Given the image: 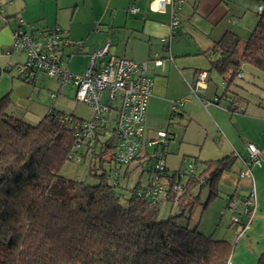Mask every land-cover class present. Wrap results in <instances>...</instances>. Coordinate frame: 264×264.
<instances>
[{"label":"trees","instance_id":"1","mask_svg":"<svg viewBox=\"0 0 264 264\" xmlns=\"http://www.w3.org/2000/svg\"><path fill=\"white\" fill-rule=\"evenodd\" d=\"M0 16L4 21L9 18L4 11ZM16 17L20 16H13L17 22ZM203 54L209 67L198 73L218 75L224 85L223 108L235 112L239 107L241 111L238 96L230 92L238 86L236 80L244 77L243 65L258 71L259 75L251 74L264 79V7L245 41L229 30ZM238 73L241 77H237ZM11 106L9 94L0 97V264H227L231 243L201 233L184 219L185 212L191 214L202 189H207L204 209L219 198L220 176L232 169L236 159L233 153L208 161L186 157L183 160L191 164L184 167L185 162L173 171L166 166V178L158 175L164 193L152 200L138 192L156 173L152 164L156 154L162 151L165 159L167 131L164 142L147 145L148 140L143 141L144 149L129 164L119 165L113 155L106 160L101 154L104 147L114 149V144L100 141L108 133L114 137L113 130H98L92 142L79 146L84 145L90 154L94 153L95 144L102 147L97 153L100 170L93 174L97 182L86 183L60 173L61 167L73 161L79 150H74L77 137L59 121L58 116L66 113L50 110L34 123L13 114ZM180 112L181 109L176 112L177 117ZM173 116L170 112L169 119ZM146 146L153 147L152 154L145 150ZM103 162L109 163L107 169ZM131 166L138 168L139 176L129 186ZM178 170L186 171V177L177 195L171 187ZM141 176L145 181H141ZM228 200L227 208L234 202L232 197ZM246 200L247 197L242 202ZM162 202L177 206V212L159 219ZM235 209L236 204L231 211L238 221L231 220L230 224L240 227L241 232L246 222L250 227L253 216L251 210L244 212V207L240 212ZM256 260V264H264V251Z\"/></svg>","mask_w":264,"mask_h":264},{"label":"crops","instance_id":"2","mask_svg":"<svg viewBox=\"0 0 264 264\" xmlns=\"http://www.w3.org/2000/svg\"><path fill=\"white\" fill-rule=\"evenodd\" d=\"M78 2V0L5 1L3 6L9 18L4 21L0 16V97L9 94L12 113L35 123L50 110L55 111L54 107H49L42 115L43 113L38 110L45 103V100L40 103L42 93L41 87L38 86H42L43 83L38 82H44L46 75L40 74L38 79L31 83L23 81L17 76L15 68L18 62L12 61L13 53L6 55L3 52L4 47L12 40L13 31L19 27L27 32L57 27L69 39L80 40L81 50L74 47H66L64 50V55L68 58L65 67L76 74L86 70L92 52L106 42L110 43L108 52L115 56L138 63L158 60L160 64L157 65L148 63L147 73L152 77L153 86L146 109L150 106L151 111L154 110L155 113L158 111L161 115L164 113V117L168 114L169 119L171 112L169 99L185 100L178 115L181 126H175L180 130L176 131L168 124L164 128L156 129V133L159 131L169 133L165 150L166 166L173 171L182 168L185 164L183 158L186 157L194 156L199 160L208 161L233 153L236 156L235 163L232 169L221 173L218 189L220 195L224 192L223 198L226 199V203L229 201L228 198L232 197L236 209L240 204L238 210L235 209L240 212L241 208L243 209L242 200L246 197L241 198V195H238L239 188L243 186V180H246V185L250 183V180L241 178L237 173L243 160L247 158V150L244 148L246 143L251 142L258 148L261 165L257 166L254 172L259 179L264 175V90L254 88L253 94L256 98L250 101L232 87L230 93L238 96L236 98L237 100L239 98L242 109L230 112L223 108L226 103L222 97L224 90L219 91L218 83L214 81H218V75L206 73L208 85L203 94L204 99L209 101L206 107L190 92L189 86L196 79V73L208 69L209 61L203 52L216 44L222 34L230 30L237 33L242 42L248 38L258 13L264 7V0H171L165 4L164 9L154 8L155 0H107L102 8L97 9L92 5L85 21L82 17L79 20L74 19L80 5L83 8L89 6L87 0ZM131 7H135L136 10L131 12ZM173 10L179 20V25L175 28L169 25ZM15 15L23 19V24L19 25L13 19ZM118 45H122L123 48L119 49ZM77 54L80 55V64L73 68L69 67ZM248 67L244 64L243 72L249 73L251 69L250 72L259 75L258 71ZM221 83L223 84L222 80ZM237 85L242 91H247L246 86H250L246 82ZM70 114L76 117L73 113ZM114 114H110L111 119L114 118ZM207 123L216 129L214 137L211 135L213 146L210 145L207 151L200 147L195 153L188 144L191 145V142L196 140L195 136L201 133L204 135L203 140L206 141L207 136L211 134L206 132ZM159 125L162 127L163 121ZM151 137L152 135L143 127L142 140L146 142ZM193 144L198 145L197 141ZM150 147L152 146H146L145 150H149ZM172 149L176 152L172 154L176 155L182 150V157L176 168L168 163ZM212 151L214 152L211 153ZM189 164L191 163L186 165ZM255 168L256 166L251 167V174ZM241 194L246 193L243 190Z\"/></svg>","mask_w":264,"mask_h":264},{"label":"built area","instance_id":"3","mask_svg":"<svg viewBox=\"0 0 264 264\" xmlns=\"http://www.w3.org/2000/svg\"><path fill=\"white\" fill-rule=\"evenodd\" d=\"M171 0H155L156 9H164L166 3ZM135 7L130 11L134 12ZM0 9V13H1ZM172 12V19L169 25L175 28L179 24L176 13ZM17 23L23 24L21 17H16ZM10 45L5 49L4 54L10 55L12 51H18L24 54V61L16 68L18 77L27 82H34L40 74H45L54 78L61 85L71 84L75 88V97L78 101L88 104L92 107L93 116L89 120H82L73 115L61 114L58 116L62 125L67 130H72L77 137L74 150L78 149L80 144L85 141L92 142L98 130H105L111 123L110 129L113 130V156L119 165L129 164L140 149H144L145 143L143 136V118L146 110L147 100L151 95L153 80L148 76L147 63H136L131 60L110 55L109 42H106L101 48L95 50L90 55L89 64L83 73L76 74L65 67L68 58L64 55L66 47H74L76 50L82 49L80 40H73L66 37L57 27L41 29L37 32H27L21 27L14 30ZM155 65L160 61L155 60ZM193 84L190 85V92L200 100L206 107L209 103L204 99L206 90V74L197 73ZM237 77H241L238 73ZM50 96H54L51 93ZM234 101V98L227 100ZM184 99L171 100V112L174 113L169 125L181 126L177 119L178 112ZM239 107L235 109L239 111ZM115 113L111 119L110 114ZM106 133L108 131H105ZM167 137L166 131H159L147 141V145L162 143ZM256 145L248 142L245 144L247 158L242 162L240 172L241 178H247L252 182L250 169L252 166H260L261 159ZM163 152L156 154L153 169L156 171L149 180L148 185L138 192V194L148 199L155 200L164 193V186L159 181V176L168 175L166 162ZM190 167V166H189ZM191 168V167H190ZM175 181L171 187L178 195L181 193V187L184 184L186 171L178 170L175 172ZM159 175V176H158ZM254 189H249L247 200L243 203L244 212L251 210L252 217L255 212ZM228 207L234 209L235 203L230 202ZM232 221H238V217L233 215ZM242 231L249 228L246 222Z\"/></svg>","mask_w":264,"mask_h":264},{"label":"rangeland","instance_id":"4","mask_svg":"<svg viewBox=\"0 0 264 264\" xmlns=\"http://www.w3.org/2000/svg\"><path fill=\"white\" fill-rule=\"evenodd\" d=\"M6 0H0V9L1 11L5 12V5ZM80 3L82 0H78ZM107 0H87V4H89L88 7H79L78 9V14L75 16L74 19L79 20L80 17H82L83 21L87 19V14L90 12V7L93 5L98 9V7L102 8L103 4L106 3ZM87 6V5H86ZM7 9V8H6ZM99 11V10H96ZM98 25V24H97ZM97 27V26H94ZM99 27V26H98ZM97 27V28H98ZM11 43V42H10ZM10 44L8 43L7 46ZM5 46L4 48H6ZM118 48L121 49L123 48L122 45H118ZM119 51V50H118ZM111 54V53H110ZM24 54L18 52V51H13V58L12 61L18 62L20 64L22 62V59H24L25 56ZM80 55H76L73 60L70 63L71 68L78 66L80 64ZM90 60V59H89ZM214 73V72H212ZM215 74V73H214ZM214 79V78H213ZM43 81L38 82V83H43V85L38 86L41 87V102L42 103L44 100V106L45 108H40L38 109L39 112L44 115L45 111L47 112L48 108H55V111L63 112V113H73L76 115V117L82 118L89 120L93 116V110L92 107L88 104H84L83 102H80L76 99L75 97V88L71 84H66V85H61L58 83L54 78H50L46 76V78L43 79ZM264 79L262 77L256 76L254 73L251 74V72L244 73V78L243 80H236L237 84L240 82H246L250 84V86L247 87V91H242L239 89L236 85L234 86V89H236L237 92L242 95V97L248 98L250 101H253L256 97L253 94L254 93V88L257 87L264 90ZM217 85L219 86V91L223 90V85L221 83V79L218 78V81L214 80ZM40 93V94H41ZM50 93H54V96H50ZM262 97V96H261ZM173 99V98H172ZM172 99H169L170 102ZM32 106V105H31ZM170 107V106H169ZM144 120H143V127L146 132H148L149 135L155 136L156 135V129L159 128H164L165 125H169V122L172 121V119H168V114L161 115L158 113V111L155 113V111L150 110V106H147L146 112L144 113ZM178 119V118H177ZM163 121L162 127H160V122ZM158 124V125H156ZM112 124L110 123L107 128H110ZM171 128H175L174 125H170ZM198 131V128L195 127ZM176 131H179L180 129H176ZM216 129L213 127L211 124H206V132H209V134L205 140H203V134H198L196 137V140H193L191 142L192 144H188L190 148H192L195 153L198 151L197 149L200 147H204L203 150H206L209 148L210 145L213 146V141L212 138L215 135ZM201 132V131H199ZM213 137H212V136ZM100 141L106 140L108 141V145L112 146L113 145V137H111V134L108 133L104 137H100ZM179 140V139H178ZM194 141H197L198 145H194ZM184 143V142H183ZM94 153L90 154L86 152V147L82 145L77 154L75 155L73 161H67L63 167H61V175L67 177V178H73L77 180L84 181L86 183H96L97 182V177H95L93 174L95 172H98L100 170L98 164H99V154L102 147L100 148L99 143L95 144L93 146ZM102 157L104 159H109L113 155V150L108 147L107 149L104 147L103 148ZM153 147H150L148 152H152ZM209 150V149H208ZM212 151L211 153H213ZM87 153V154H86ZM173 151L169 155V160L168 163L171 165V167H177L178 166V161L182 157V150L176 154ZM211 155V154H209ZM194 157V156H193ZM212 157V156H208ZM207 157V158H208ZM187 159V158H185ZM188 160H185L187 162ZM104 168L107 169L108 162H103ZM189 163V162H187ZM187 165L185 164L184 167ZM258 167L256 166L255 169H253L252 172V182L249 184L247 183L246 185V180H243V186L238 192V195H241V198L247 197L249 195V189L253 187L254 189V203H255V212L253 215V220L252 224L248 228V230L240 232V227H233L231 225V218L233 216V211L228 209L226 207V199H224V192H221V195L219 198H216V200L212 201L209 203V205L204 209L203 204L205 203V199L207 198V189L204 188L200 191V197L197 199V201L194 202L193 205V210L189 213H186V218L184 219V222H189L188 225L191 227L197 226L199 231L205 235H212L211 237L214 238H220V239H226L228 240L231 245V252L229 255V258L227 260V264H256L259 255L264 251V175L260 176V179L254 172ZM131 173L129 174L127 183L129 186H131L135 180L139 176V170L138 168H133V166L130 167ZM141 181H145V177L141 176ZM249 180V179H248ZM245 191V195L241 194V191ZM230 191V190H227ZM196 194L198 190H195ZM233 193V192H232ZM238 198V197H237ZM235 199V198H234ZM236 200V199H235ZM240 205V204H239ZM239 205L237 206V209L239 208ZM178 208L177 206H170L169 203L167 202H162L160 205V214H159V219H165L168 215L169 212L175 213L177 212ZM225 212V214H221L222 212ZM235 215V214H234ZM190 216V218H189Z\"/></svg>","mask_w":264,"mask_h":264}]
</instances>
